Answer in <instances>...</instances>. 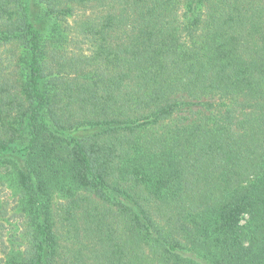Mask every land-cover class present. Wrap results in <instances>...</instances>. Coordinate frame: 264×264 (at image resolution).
<instances>
[{
	"label": "trees",
	"instance_id": "16d2710c",
	"mask_svg": "<svg viewBox=\"0 0 264 264\" xmlns=\"http://www.w3.org/2000/svg\"><path fill=\"white\" fill-rule=\"evenodd\" d=\"M0 48V264H264V0H0Z\"/></svg>",
	"mask_w": 264,
	"mask_h": 264
},
{
	"label": "rangeland",
	"instance_id": "374dc122",
	"mask_svg": "<svg viewBox=\"0 0 264 264\" xmlns=\"http://www.w3.org/2000/svg\"><path fill=\"white\" fill-rule=\"evenodd\" d=\"M10 54L7 50L0 48V71L5 77H17V73H12L9 68ZM9 168L0 166V203L4 210L0 217V231L3 234V242L6 246L11 243L18 244L22 242L20 239L21 229L23 227V219L17 208V190L12 176L9 174ZM1 245V244H0Z\"/></svg>",
	"mask_w": 264,
	"mask_h": 264
}]
</instances>
